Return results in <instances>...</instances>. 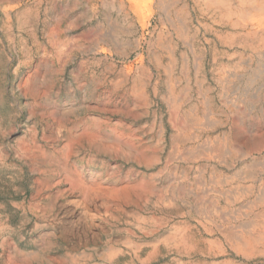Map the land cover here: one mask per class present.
<instances>
[{
    "label": "rangeland",
    "instance_id": "obj_1",
    "mask_svg": "<svg viewBox=\"0 0 264 264\" xmlns=\"http://www.w3.org/2000/svg\"><path fill=\"white\" fill-rule=\"evenodd\" d=\"M159 1L0 0V264H264V36Z\"/></svg>",
    "mask_w": 264,
    "mask_h": 264
},
{
    "label": "bare ground",
    "instance_id": "obj_2",
    "mask_svg": "<svg viewBox=\"0 0 264 264\" xmlns=\"http://www.w3.org/2000/svg\"><path fill=\"white\" fill-rule=\"evenodd\" d=\"M193 1L198 6V9L201 11V13H208L209 15L211 14L214 20L216 19L226 24L227 26H230L231 28L240 29L244 32L243 34L246 36H257L259 35V33L264 36V0ZM231 1H235V6L231 4ZM159 4L166 10L169 7L168 0H161L159 1ZM159 49L160 44H158L157 50L153 53V60L155 64H159L160 62ZM254 50H264V43L255 45ZM193 118H195V121H197L196 116H194ZM262 129L263 126L261 125L255 126V130L257 131H262ZM230 141L233 143L234 146L232 149L229 150L227 147L226 149L225 146L223 148L220 146L221 148L216 147V150H213L214 152H216V156H221L222 154L227 155V153H229L231 159L234 161L235 169H233L234 171L231 175V178L223 177L221 179L223 181V185H226L227 181H229L230 179H236L238 181H245L247 179L252 180V172L249 173L248 171L253 165V163L258 164L259 166H261V168H264V156L252 159L249 153L243 152L244 143L240 140V136L237 132L234 133ZM85 147L89 148L88 145H86ZM98 153L103 154V152L100 151V148ZM248 159H250L251 161L249 163L251 166H249L250 168L246 170L247 167L244 166L247 162L246 160ZM236 195L238 196L237 192ZM258 205L264 206V184L258 191L257 202H253L251 209L254 210ZM244 224V230L239 231L237 234L230 233L231 236H233L232 242H238L239 244L249 246L251 250L254 247L251 244L260 243V245L256 248H259L260 253L264 256V216L261 215L259 218L249 219L247 221H244ZM261 226H263V228ZM258 227L261 228L259 230H256Z\"/></svg>",
    "mask_w": 264,
    "mask_h": 264
}]
</instances>
